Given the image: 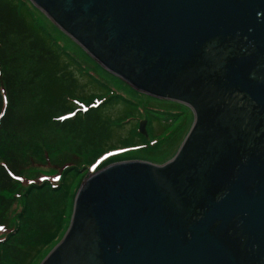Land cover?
Wrapping results in <instances>:
<instances>
[{"label": "water", "instance_id": "obj_1", "mask_svg": "<svg viewBox=\"0 0 264 264\" xmlns=\"http://www.w3.org/2000/svg\"><path fill=\"white\" fill-rule=\"evenodd\" d=\"M30 1L105 70L194 114L169 161L84 178L40 264H264V0Z\"/></svg>", "mask_w": 264, "mask_h": 264}, {"label": "trees", "instance_id": "obj_2", "mask_svg": "<svg viewBox=\"0 0 264 264\" xmlns=\"http://www.w3.org/2000/svg\"><path fill=\"white\" fill-rule=\"evenodd\" d=\"M56 31L29 0H0V264H39L60 240L70 218L68 202L77 188L68 177L84 173L95 156L116 148H104L112 130L105 108L118 101L134 106L92 75L94 67L80 48L84 60L63 49L53 36ZM19 59L29 65L28 78H20ZM79 76L96 82L97 93H86ZM24 94L30 96L31 108L17 112ZM131 108L112 123H127L135 115ZM54 130L68 134L77 145L53 150L40 136ZM24 131L39 142L14 143ZM20 147L24 151L19 154ZM35 168H45L40 178H33ZM55 175L59 181L53 184L49 178Z\"/></svg>", "mask_w": 264, "mask_h": 264}, {"label": "rangeland", "instance_id": "obj_3", "mask_svg": "<svg viewBox=\"0 0 264 264\" xmlns=\"http://www.w3.org/2000/svg\"><path fill=\"white\" fill-rule=\"evenodd\" d=\"M37 17L39 20H41L39 15H37ZM59 32H53V36L63 49H66L75 55H80L83 60L85 58L83 54L86 55V62L94 67L93 69H90L93 72V76L101 79L103 83L113 89L116 93H119L124 98L134 102V106L124 104L122 101L114 102L112 105H108L107 108H105L106 110L103 113L104 116L111 119V121L114 123L119 117H122L125 114V109H128L129 107L135 108V111H133L135 114L134 118H130L127 123L122 124V126H115L112 122L110 123L112 129L111 136L104 148L106 149L109 147H116L114 149L120 148L121 151H116L117 153L109 155H104V153L98 152L100 154L95 156L92 162L89 161L90 163H87L88 165L85 166L86 170L84 173L82 172L80 174L71 175L68 177L67 180L68 182L70 181L71 187L73 189L80 187L81 183L86 177L85 174L88 172L90 173L92 171H96L113 163L137 160L146 161L153 164H162L172 159L192 125V110L187 105L171 99H162L148 94H143L130 87L118 77L108 72L107 74L103 68L102 70L100 67H97L98 64L92 58H90L75 42H73L60 30ZM14 43L15 47H17L18 43L16 41H14ZM79 48L84 53L79 50ZM19 49L23 50L21 45H19L18 50ZM92 60L97 64V66L93 65ZM28 66V63H25L20 59L18 60V73H20V78H28L26 71ZM86 66H88L87 63ZM78 79L79 82L85 86L86 93H97V89L99 90L98 84L93 80L84 76L83 78L82 76H79ZM85 79L86 84L84 83ZM31 102L32 100L30 101V96L25 94L21 95L20 103L17 105V112H20L21 110L28 111L31 108ZM133 108H131V110H133ZM141 119H145L147 122L146 131L148 134L146 136L137 134L136 132L139 122L138 120ZM40 137L42 138V141L51 143L53 150H59L63 148L71 149L77 145V141H74L73 138L68 134L59 131L57 132L55 130L54 132H47L45 135ZM13 140L14 143L19 146L23 144L34 146L39 142V138H37V136L31 131H24ZM130 143L136 144L124 146V144ZM23 149L24 148L20 147L19 150L21 151L17 152L20 154ZM88 151L95 154V151ZM34 170L35 174L33 178H38L40 174L45 171V168H35ZM49 180L53 184H56L57 181H59V177L58 175L50 176ZM24 182H26V180ZM68 205L69 208L68 212L66 213L69 215V211L71 214L73 201L72 203L68 202Z\"/></svg>", "mask_w": 264, "mask_h": 264}]
</instances>
